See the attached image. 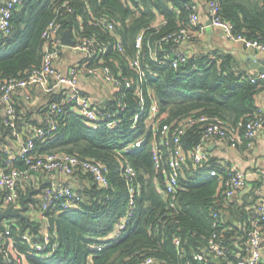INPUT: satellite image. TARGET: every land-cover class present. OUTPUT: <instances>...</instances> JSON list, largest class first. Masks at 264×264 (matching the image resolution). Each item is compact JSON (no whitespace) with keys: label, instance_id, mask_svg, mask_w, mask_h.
I'll list each match as a JSON object with an SVG mask.
<instances>
[{"label":"trees","instance_id":"1","mask_svg":"<svg viewBox=\"0 0 264 264\" xmlns=\"http://www.w3.org/2000/svg\"><path fill=\"white\" fill-rule=\"evenodd\" d=\"M188 1L191 0H142L141 4L133 3V8L125 0H23L14 11L11 33L0 38V83L24 78L42 66L43 33L53 21L60 25L61 32L70 30L76 39L81 35L109 43L111 50L105 60L116 77L119 74L130 78L137 76L130 68V60L137 56V38L144 33L146 59L142 66L147 68L146 83L154 90L160 111L168 115V122L205 116L233 126H245L258 113L263 84L253 83L249 75L234 70L232 56H191L178 71L171 64L159 65L150 59L149 40L156 41L187 24L190 13L183 9V4ZM217 1L222 18L233 25L235 33L264 45V0ZM140 6L145 11L137 14ZM173 7L181 9V14L175 13ZM157 10L167 20L166 26L158 32L149 28L156 20ZM98 18H106L117 26L123 52L112 48L115 39L105 27L93 25ZM165 48L170 49L171 45H165ZM125 93L129 109L123 116L121 114L124 131L92 130L77 113L64 109L54 136L36 140L40 154H74L104 162L110 187L100 188L90 174L81 171L71 177L87 179L91 185L74 189L83 198L80 209L58 212L61 208L57 202L56 210L44 214L56 236L53 240L58 243V249L54 255L43 259L22 236L28 233L36 241L41 240L44 217L40 215L39 195L50 186L47 180L48 183L26 202L28 220L18 217L0 221V233L10 230L6 245L22 264H140L148 257L154 258L155 264H236L246 255L240 245L254 226L255 213L242 207L233 208V202L225 201L220 193L219 178L205 174L204 169H195L191 161L184 167L176 193H163L165 179L156 169L151 151L152 129L147 128L145 117L136 128H131L137 106L132 91ZM12 97L17 109L16 126L5 125L4 117H0V141L2 137H15L21 131L20 116L28 109V104L20 101L21 93ZM55 98L59 99L55 96L50 101ZM27 123L28 126L43 125L30 118ZM203 127V123H197L183 136L182 144L187 152L200 142ZM243 130L244 127L241 128L242 134ZM138 141H141L139 146L136 145ZM130 145L129 153H120ZM243 146L247 147V144ZM6 150L0 142V164L8 155ZM126 161L137 172L135 182L139 186L134 197V217L120 239L98 251L94 247L106 243L118 220L129 210L130 197L122 174ZM209 165L210 168H219L213 157ZM13 167L27 169L23 160L17 161ZM31 189L28 180L18 183V203L22 204ZM214 211H220L218 228L212 218ZM214 233L229 247L227 256L219 257L207 251ZM178 238L181 240L179 246L175 242ZM198 254L201 258L195 259ZM2 262L0 256V264ZM261 264H264V255Z\"/></svg>","mask_w":264,"mask_h":264},{"label":"built area","instance_id":"2","mask_svg":"<svg viewBox=\"0 0 264 264\" xmlns=\"http://www.w3.org/2000/svg\"><path fill=\"white\" fill-rule=\"evenodd\" d=\"M141 1L125 0L133 8H135L133 3L141 4ZM22 2L23 0H0V38L11 33L14 11ZM183 9L190 13L186 25L180 26L156 41L149 40L147 48L153 62L159 65L171 64L176 71L188 63L190 55L186 52L185 47L205 34L206 27L200 24L202 9L208 14L209 26L220 29L230 42L261 51L264 54L263 44L235 33L233 25L222 18L220 4L217 0H191L183 4ZM144 11V7L140 6L136 13L141 14ZM173 11L178 15L181 14L179 8L173 7ZM160 14V11L157 10L156 20L149 27L156 32L167 24L166 18ZM82 24L83 22L80 23L81 26ZM93 25L105 27L115 39L112 48L118 52L124 51L122 42L119 40L120 35L117 26L113 22L106 18H98V20L93 21ZM63 33L59 24L54 21L51 22L43 33L45 52L42 66L34 69L24 78H12L0 83V110L4 109L3 117L7 126H16L17 109L12 102L14 94L37 87L47 99L46 117L43 125H27L26 133L18 132L16 136L19 137L22 134L25 137L24 142L21 143L19 150L14 153L6 150L8 155L4 163L0 164V209L21 206L18 203L20 196L18 183L29 179L32 174H44L50 183V186L44 188L39 196L42 207L40 215L44 217L40 232L41 240L36 241L34 236L28 233L22 236V239L31 246L38 257L49 258L58 249V243L53 240L56 236L51 232L49 219L44 214H47V211L56 210L57 202H60L61 208L58 212L81 208L83 198L68 183L69 178L81 171L84 174H90L100 188L108 189L110 187L108 168L104 162L98 159H83L78 155L57 152L45 154L38 152L36 140H46L54 136L58 127V120L64 113V109L77 113L84 124L92 130L122 132L124 131V120L121 114L123 116V113L129 109L125 100L127 96L125 92L130 90L137 106L131 128H136L145 117L147 128L152 129L154 140L151 144V151L155 167L165 179L163 193L167 195L176 193L188 161L193 163L195 169H204L206 170L205 174L219 178L220 193L226 199L225 201H232L238 192L246 186L247 174L240 170H234L228 161L217 160L219 168L213 166L210 168L211 155L207 145L209 140L216 138L223 140L232 147H240L245 143L250 146L258 131L264 128V69L259 74L249 77L253 83L261 82L263 90L259 98L258 113L245 126L240 124L237 127L205 116L188 117L183 120L168 122V115L160 111L159 101L154 90L146 83L147 68L142 66L146 59L144 33L137 38V56L130 60V68L137 73L135 78L123 76V74L116 77L113 69L105 60V56L111 50L109 43L81 35L76 39L72 35L75 43L73 46H67L62 42ZM165 45H171V48L167 49ZM66 47L73 54H81L83 58L76 60V63L69 67L67 72H64L57 67V64L62 57L63 49ZM86 76L90 79L101 78L111 87L114 91L112 104L108 107L95 106L88 96L82 94L79 90V83ZM55 96L59 99L55 98L50 101ZM26 98L30 99V96ZM197 123L204 124L201 140L194 149L187 152L182 144V138L187 130ZM242 127H244L243 134L241 132ZM29 134L31 135L28 136ZM140 144L141 141L136 143L137 146ZM130 150L131 145L122 149L120 153L126 154ZM19 160L26 163V170L13 167ZM122 174L126 179L130 197L129 210L118 220L114 230L106 238V243H100L94 247L98 251L120 239L134 217V210L136 209L134 197L139 189V186L136 185L137 182H135L137 172L126 161L122 168ZM259 174L264 178V170H261ZM60 182L66 184H60ZM254 210V226L248 232L246 240L240 245L246 255L236 264H261L263 261L264 199L254 206ZM212 218L214 226L218 228L221 219L220 211L212 212ZM7 236H10V230L0 233L2 264H22L20 258L14 255L13 251L6 245ZM175 242L179 246L181 244L180 238ZM207 251L219 257H225L230 253L229 247L222 242L217 233H214ZM194 258L199 259L201 255H195ZM155 263L154 258L148 257L140 264Z\"/></svg>","mask_w":264,"mask_h":264},{"label":"crops","instance_id":"3","mask_svg":"<svg viewBox=\"0 0 264 264\" xmlns=\"http://www.w3.org/2000/svg\"><path fill=\"white\" fill-rule=\"evenodd\" d=\"M200 24L206 27L204 36L194 40L185 47L190 57L207 55L210 58H214L215 54L219 56L230 55L235 61L233 69L244 72L249 76H255L264 69V54L261 51L230 42L220 29L209 26L210 20L208 14L203 9ZM82 58L83 56L81 54H73L66 47L63 49V54L57 67L67 72L69 67L76 63V60ZM79 90L82 94L88 96L95 106L108 107L112 104L114 98V91L101 78L90 79L88 76L84 77L79 83ZM19 93L22 96L20 101L28 104V109L20 116L22 119V128L19 132L26 133L25 129L27 128L29 118L31 121L44 122L45 113H43V110L47 106V99L37 87ZM27 96H30V99H27ZM3 116L4 109L2 108L0 110V117ZM24 140L25 137L20 134L19 137H2L0 142L3 148L6 147L7 151L14 153L19 150ZM207 148L211 157L216 160H226L234 170H240L247 174L246 186L232 200L233 208L242 207L243 209L254 212V206L261 203L264 199V178L259 174L261 170H264V128L258 131L250 146L232 147L223 140L213 138L209 140ZM27 180L30 181L32 187L31 192H34L33 194L48 183L46 176L41 173L37 175L32 174ZM68 183L77 190L89 188L91 185V182L87 179L77 177L69 178ZM60 184L66 183L60 182ZM227 213L228 211H226ZM29 214H32V212L30 211Z\"/></svg>","mask_w":264,"mask_h":264},{"label":"water","instance_id":"4","mask_svg":"<svg viewBox=\"0 0 264 264\" xmlns=\"http://www.w3.org/2000/svg\"><path fill=\"white\" fill-rule=\"evenodd\" d=\"M62 42L64 45L73 46L74 39L70 30L64 31L62 35ZM34 192H31L27 198H24L20 207H8L6 209H0V221L7 218H23L28 220V216L26 215L27 207L26 202L31 199V195Z\"/></svg>","mask_w":264,"mask_h":264}]
</instances>
